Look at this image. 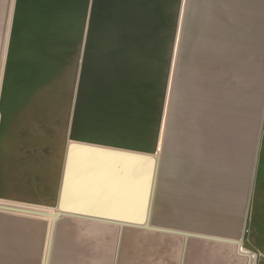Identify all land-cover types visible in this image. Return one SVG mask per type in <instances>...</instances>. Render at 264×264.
<instances>
[{"label":"crops","instance_id":"crops-1","mask_svg":"<svg viewBox=\"0 0 264 264\" xmlns=\"http://www.w3.org/2000/svg\"><path fill=\"white\" fill-rule=\"evenodd\" d=\"M246 2L234 0L241 16L247 15ZM255 5L258 9V0ZM232 8L233 0H11L1 55L9 63L0 106V201L52 209L67 176L65 205L81 213L61 216L45 231L43 217L0 211V233L15 231V246L6 252L16 256L12 264H25L17 261L25 245L33 255L42 253L41 264H264V132L250 199L240 215L251 225L247 236L226 225L225 166L218 168L224 177L217 183L195 188L192 182L190 197L177 188L173 199L155 200L157 172L149 219L139 228L119 225L125 220L115 217L125 199L118 180L126 175L112 154L69 152L79 144L158 154L173 87L181 83L185 106L202 111L191 135L193 159L201 149L215 156L210 114L215 116L217 85H224L233 46L247 47L246 28H232ZM55 32H64L62 43L55 42ZM233 33L239 40L234 44ZM61 46L64 55L57 61L54 52ZM183 47L189 53L181 56L186 65L180 67ZM153 62L161 64L156 97ZM204 197L207 203L201 204ZM189 199L198 207L191 210V228L178 218L183 216L178 208ZM68 223L78 229H67ZM1 244L7 248V242Z\"/></svg>","mask_w":264,"mask_h":264},{"label":"rangeland","instance_id":"rangeland-1","mask_svg":"<svg viewBox=\"0 0 264 264\" xmlns=\"http://www.w3.org/2000/svg\"><path fill=\"white\" fill-rule=\"evenodd\" d=\"M246 1V6H242V9H246L247 15L243 14L241 16L238 14V11L235 10L238 7H236V5L234 6L233 0L232 28L233 30H235L236 27H241L242 29L246 28L247 47L233 46L232 64L229 71L226 70L224 85L223 82L221 84L222 87L217 85L214 106L215 116L213 117V115L210 114V117L215 119L213 129L216 138L214 143L215 149L210 150V152L216 151L215 156L214 152L209 156L208 151H203L201 149L199 151L200 156L197 155V157L193 159V156L195 157L196 155L192 152L191 135L196 133L197 118L199 116L202 118V111L200 114L197 112L199 106H185L186 99H183L184 95L182 94L181 83L177 84L178 86L174 85L171 102L173 105L169 106L165 143L163 149L156 154L157 157H159L160 166L155 191V200L161 195L164 198H166V196L171 199L176 198L177 188L185 189L184 191H179V193L183 194L185 197L186 195L190 197L192 182L195 184L194 187L199 186L200 188L203 187L204 183L214 182V180L217 183L219 177H224L219 174L220 170L218 168H223L225 166L227 168L225 181L229 200L228 206L230 208L229 221L226 225H228L231 231H235V233L238 234L243 233L245 236L249 234L251 225L248 222L240 220L241 209L244 207L246 198L250 197V186L252 184L259 136L264 132V106H262L264 96V0H258V9L255 5L256 0ZM10 2L11 0H0V106H5L4 98L2 99V91L5 81V72L9 62L8 60L5 62L6 53L4 57H1V55L3 44H5L4 40ZM189 15L191 16V13ZM256 25L258 26L257 34L255 30ZM63 33L64 32H55V42L57 44L63 42ZM242 41L244 43L245 38H243ZM232 42L233 44L234 42H239V40L234 38V33ZM75 49L78 51V48H72V51ZM187 49L188 47L180 48V58L178 61L180 67H185L186 65L185 59H181V56H183V53H189ZM63 50L64 48L62 46L55 49L54 54L56 55L57 61L62 60L64 55ZM153 51L154 49L152 48V54ZM72 54L74 53L72 52ZM160 66V62H153L152 64V75L150 77L151 94L153 96L155 95V97L159 94L158 82ZM220 89L222 91L219 93L218 91ZM211 108H213V106H211ZM193 124L194 127H192ZM178 140H180L179 143H177ZM181 140H184V142ZM58 148L57 150L63 149V143H61ZM209 157L211 164L208 160ZM60 160V157H58L55 161L57 166L56 184L59 178L58 166L60 165ZM12 191L17 193V190ZM27 191L28 190H21L20 194H27ZM23 198L31 199L29 197ZM183 203V206L178 208L179 211L183 212V216H178V218H183V222H181L183 227L191 228V210L198 207L193 208L190 199L188 201L185 200ZM200 203H207V197H204ZM0 204L25 206L5 201H0ZM199 208L201 210L202 205ZM44 218L47 223L46 226L44 222L45 231H47V228L49 230L53 229L52 227L55 220L52 216ZM203 219L205 218L203 217ZM182 224L179 226H182ZM68 225L69 227L67 229L69 230L78 229L77 224L68 223ZM207 225V223L204 224L202 222L201 218L199 222L200 228H205ZM10 226L12 227V225ZM0 227L3 228L2 224H0ZM45 234L46 232L44 233V239ZM0 241V264H5L6 260L8 264H12V261L16 262L15 255H6V252L15 246L14 227H12V232H8L7 230L5 233L4 230H2L0 233ZM2 242H7V248L1 244ZM30 250L31 249L25 245V254L21 255L23 259L20 256L17 261L24 262L25 264H41L42 253L40 255H33L29 252ZM2 251L3 253H1Z\"/></svg>","mask_w":264,"mask_h":264},{"label":"water","instance_id":"water-1","mask_svg":"<svg viewBox=\"0 0 264 264\" xmlns=\"http://www.w3.org/2000/svg\"><path fill=\"white\" fill-rule=\"evenodd\" d=\"M75 150L105 151L112 154L117 160L119 168L123 170L126 175L125 180H118L120 192L125 196V199L123 203L121 202L120 205L115 208V217L125 220L120 222L119 225L139 228L145 226L149 219L151 201L159 167V158L157 155L138 152L107 151L105 149L79 144H72L69 146V152ZM69 183V178L65 176L63 178L58 203L52 209L0 204V211L17 212L18 214L34 215L43 218L52 216L54 220H57L61 216L80 215L79 208L67 207L65 205L66 187Z\"/></svg>","mask_w":264,"mask_h":264}]
</instances>
